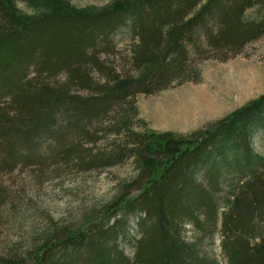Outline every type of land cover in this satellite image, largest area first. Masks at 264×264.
<instances>
[{
  "label": "trees",
  "instance_id": "16d2710c",
  "mask_svg": "<svg viewBox=\"0 0 264 264\" xmlns=\"http://www.w3.org/2000/svg\"><path fill=\"white\" fill-rule=\"evenodd\" d=\"M262 37L264 0H118L23 23L0 1V167L63 150L84 172L138 171L106 213L0 264H214L218 233L230 264H264V96L187 137L134 130L139 94L198 82L202 61Z\"/></svg>",
  "mask_w": 264,
  "mask_h": 264
},
{
  "label": "rangeland",
  "instance_id": "374dc122",
  "mask_svg": "<svg viewBox=\"0 0 264 264\" xmlns=\"http://www.w3.org/2000/svg\"><path fill=\"white\" fill-rule=\"evenodd\" d=\"M0 1L9 5L23 23L55 12H97L118 0ZM128 45L125 38L121 43L123 54L128 53ZM116 62H120L119 58ZM199 69L202 79L198 82L188 81L154 95L139 94L134 130L142 132L148 128L157 133H173L177 138L187 137L263 97L264 37L227 61H202ZM64 78L62 73L56 79ZM104 141L98 143L102 148L107 145ZM61 152H49L38 163L19 164L13 170L0 167V255L27 257L54 223L78 228L108 210L121 196L126 180L138 174L132 159L103 171L84 172L77 170L72 160L60 158ZM135 230L133 226L132 231ZM221 240L218 233L213 262L230 264L223 255Z\"/></svg>",
  "mask_w": 264,
  "mask_h": 264
}]
</instances>
